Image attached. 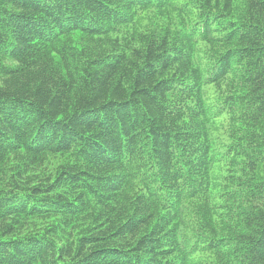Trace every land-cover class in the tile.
<instances>
[{
  "label": "trees",
  "instance_id": "1",
  "mask_svg": "<svg viewBox=\"0 0 264 264\" xmlns=\"http://www.w3.org/2000/svg\"><path fill=\"white\" fill-rule=\"evenodd\" d=\"M0 264H264V0H0Z\"/></svg>",
  "mask_w": 264,
  "mask_h": 264
},
{
  "label": "bare ground",
  "instance_id": "2",
  "mask_svg": "<svg viewBox=\"0 0 264 264\" xmlns=\"http://www.w3.org/2000/svg\"><path fill=\"white\" fill-rule=\"evenodd\" d=\"M5 228V227H4Z\"/></svg>",
  "mask_w": 264,
  "mask_h": 264
}]
</instances>
